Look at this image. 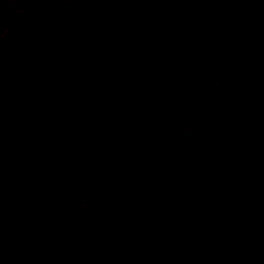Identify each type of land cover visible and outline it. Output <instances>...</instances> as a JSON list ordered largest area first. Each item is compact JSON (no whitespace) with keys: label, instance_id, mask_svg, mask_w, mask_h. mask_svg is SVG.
I'll return each instance as SVG.
<instances>
[{"label":"rangeland","instance_id":"rangeland-1","mask_svg":"<svg viewBox=\"0 0 264 264\" xmlns=\"http://www.w3.org/2000/svg\"><path fill=\"white\" fill-rule=\"evenodd\" d=\"M66 1L0 0V38L11 36L0 39V226L16 219L52 242L32 256L20 243L10 248L6 229L0 264H264L260 250L236 260L227 246L233 229L264 222V117L196 159L189 153L196 138L245 109L243 66L264 57L254 0H102L81 11L65 10ZM73 22L93 36L80 54L63 31ZM107 27L120 29L127 66L109 64ZM73 61L82 73L97 61L94 73L78 76ZM105 87L124 103L105 108L97 100ZM25 110L35 118L29 128ZM88 118L103 131L78 143L74 129ZM162 136L163 158L219 179L196 218L168 217L156 197L154 178L170 170H150L148 146ZM129 156L139 170L114 182Z\"/></svg>","mask_w":264,"mask_h":264},{"label":"water","instance_id":"water-1","mask_svg":"<svg viewBox=\"0 0 264 264\" xmlns=\"http://www.w3.org/2000/svg\"><path fill=\"white\" fill-rule=\"evenodd\" d=\"M100 1L102 0H68L63 7L65 10L81 11ZM256 7L259 18L264 24V0H256ZM89 28V25L85 22H73L63 27L72 52L80 54L85 52L92 44L93 36ZM244 78V91L248 100L245 110L238 119L211 129L206 135L194 142L190 148L193 157H196L200 150L215 139L233 136L250 123L264 117V59L246 63ZM97 99L103 102L107 108L116 107L123 102L121 96L111 89L100 90ZM20 119L26 128L33 126L35 123L33 115L27 110L21 113ZM102 131L103 128L98 125L96 120L88 118L74 129V137L78 143H86L91 140L93 135ZM163 144V141L157 144L152 151H156ZM224 154L231 158L233 151L231 148L225 147ZM136 166L137 161L135 158L126 159L121 169L113 175L112 180H121L123 183H127L129 177L135 173ZM192 174L193 170L188 172L174 171L162 180L158 191V199L166 201V214L168 217H192L217 192L219 188L217 184H211L209 180L197 176V190L194 193L186 194L184 188L188 177ZM208 185L210 188H207ZM227 246L236 260L247 258L255 250H262L264 253V222L260 226L250 222L241 228L233 229L227 236Z\"/></svg>","mask_w":264,"mask_h":264},{"label":"trees","instance_id":"trees-1","mask_svg":"<svg viewBox=\"0 0 264 264\" xmlns=\"http://www.w3.org/2000/svg\"><path fill=\"white\" fill-rule=\"evenodd\" d=\"M109 1V0H107ZM142 14H144V12L142 11L141 12ZM118 15V14H117ZM117 30V31H116ZM120 29L117 28H112V27H107L105 28L102 33L103 35H105L109 40L113 41L114 44H115V48H113L112 50V63H109L110 65L112 66H121V67H124V66H127L129 63H130V60L125 58L126 54L124 53H121L119 52V50L117 49L119 47L120 50H123V41L121 42H118V39L117 37L120 35H118V33H120ZM123 32V31H122ZM131 33V32H129ZM146 31L145 30H140L139 34L142 36V37H146L147 35L145 34ZM115 40V41H114ZM127 40V39H126ZM117 44V45H116ZM117 46V47H116ZM75 57H78V56H75ZM97 61H95L94 63H96ZM75 62L73 61V64L71 66V69L78 75V76H83V77H86V76H91L93 73H94V68H90V67H96L94 65V63H92L91 66H88L84 71V73H82L80 70H79V67H78V64H74ZM117 66V67H118ZM98 69V67H97ZM61 146H58L56 147L53 152H48V156L49 158H52L53 156V153H57V151L61 152ZM36 173L37 175L40 173L39 170H36ZM12 228L10 227H1L0 226V240H3V237H4V234L3 232L7 229V230H12V239H11V243H10V248H17L18 244L20 243L21 244V247L23 248V252H26V253H29L31 254L32 256H37L41 253H43L49 246L52 242H50L47 237H39V236H36V230L35 228H33L32 226H21L19 225L17 222H16V219L12 220ZM8 222V221H7ZM1 223V222H0ZM3 228V229H2ZM53 228V227H51ZM50 228V229H51ZM50 232V231H48ZM50 234V233H49ZM9 248V249H10ZM19 248V247H18ZM12 250V249H10Z\"/></svg>","mask_w":264,"mask_h":264},{"label":"flooded vegetation","instance_id":"flooded-vegetation-1","mask_svg":"<svg viewBox=\"0 0 264 264\" xmlns=\"http://www.w3.org/2000/svg\"><path fill=\"white\" fill-rule=\"evenodd\" d=\"M254 2H255V10H256V14H257V17H258V20H259V22H260V25L263 27V29H264V24H263V22L261 21V19L259 18V14H258V11H257V7H256V0H254ZM86 9V8H85ZM84 10V9H83ZM75 11H77V10H75ZM68 24H71V23H68ZM65 25H67V24H64L63 25V27L65 26ZM65 34V33H64ZM66 35V34H65ZM1 40H5V41H8V40H10L11 39V36H7L6 38H0ZM69 40V39H68ZM4 41V42H5ZM69 47H70V42H69ZM71 50V49H70ZM258 59H264V57L263 56H260ZM258 59H256V60H250V61H257ZM250 61H248V62H250ZM203 62H206V59H203ZM248 62H246V63H248ZM245 63V64H246ZM245 64H244V66H245ZM244 66H243V74H244ZM110 72H112V71H110ZM245 79V78H244ZM244 85H245V83H244ZM102 89H111V88H109V87H105V88H101L100 90H102ZM100 90H99V92H100ZM112 91H114V92H116V93H118L117 91H115V90H113V89H111ZM98 92V93H99ZM244 93H245V91H244ZM119 94V93H118ZM120 96H121V98H122V100H123V102H122V104L124 103V98H123V96L121 95V94H119ZM97 96H98V94H97ZM245 97H246V95H245ZM247 99V98H246ZM98 100V99H97ZM99 101V100H98ZM100 102V101H99ZM100 103H102L103 104V106L105 107V108H107L105 105H104V103L103 102H100ZM247 103H248V100H247ZM122 104H120V105H118V106H116V107H113V108H107V109H114V108H117V107H119V106H121ZM247 105V104H246ZM246 107V106H245ZM245 110V109H244ZM241 116V115H240ZM34 117V116H33ZM238 119V118H237ZM260 119V118H259ZM34 120H35V118H34ZM152 120V119H151ZM151 120H149V122H151ZM258 120V119H257ZM256 120V121H257ZM153 121V120H152ZM255 122V121H254ZM254 122H252V123H254ZM252 123H250L249 125H251ZM22 124V123H21ZM35 124V123H34ZM98 125H99V123H98ZM249 125H247V126H249ZM100 126V125H99ZM246 126V127H247ZM100 127H102V126H100ZM246 127H244L243 129H245ZM103 128V127H102ZM243 129H241L240 131H242ZM240 131H238V132H240ZM209 132V131H208ZM207 132V133H208ZM238 132H236L235 134H237ZM207 133H205V134H207ZM204 134V135H205ZM234 134V135H235ZM230 137H232V136H230ZM230 137H223V138H230ZM76 139V138H75ZM200 139V137H198V138H196L193 142H192V144L194 143V142H196L197 140H199ZM77 141V140H76ZM164 142V144L160 147V148H158L156 151H152V149L157 145V144H159V143H161V142ZM169 142V139L166 137V136H162L159 140H155V141H153L149 146H148V149H149V151H150V153H151V155L149 156V162H150V164H151V166H152V168L150 169V170H170V171H166V173H163V175H162V177H160L159 179H158V181L156 182V178H154L155 180L153 181L154 183H157L158 184V187H157V195H156V197H157V199H158V191H159V187H160V185H161V182H162V180L168 175V174H170L171 172H174V171H182V172H188V171H190V170H194V174H192V175H190L189 177H188V180H187V183H186V185H185V188L187 187V185L188 184H194L196 187H195V189L193 190V188H192V190L190 189L188 192H185V188H184V192L186 193V194H190V193H194L196 190H197V186H198V180H197V176H201V175H199L198 173H196V171H195V169L193 168V166H189L188 168L186 167V168H184V163H183V161L182 160H179V161H176L175 163H173L171 160H169V159H165V158H163L162 157V150H163V148L167 145V143ZM81 143H84V142H81ZM211 143V142H210ZM210 143H208V144H210ZM192 144L190 145V148H191V146H192ZM207 144V145H208ZM206 145V146H207ZM205 146V147H206ZM204 147V148H205ZM189 148V153H190V155H191V157L193 158V159H196V157L198 156V154H197V156L196 157H193L192 156V154H191V149ZM203 148V149H204ZM128 158H135L136 159V161H137V166H136V168H135V170H139V166H140V163H141V161L139 160V159H137L136 157H134V156H129V157H127V158H125L124 159V161H123V163L119 166V168L117 169V171L118 170H120L121 169V167H122V165L124 164V162H125V160L126 159H128ZM116 171V172H117ZM115 172V173H116ZM136 172V171H135ZM114 173V174H115ZM113 174V175H114ZM113 175H112V177H113ZM131 176H133V175H131ZM131 176L129 177V179L131 178ZM202 178H204L203 176H201ZM153 178V176L151 175V177H149V180L151 181V179ZM204 179H206V180H209L210 182H211V184H217L218 186H219V188H220V183H219V179L218 178H212L211 177V179L210 178H204ZM115 182V181H114ZM117 182H120V183H122V184H126V183H123L121 180H118ZM152 182V181H151ZM153 183V184H154ZM207 188H210V186L208 185L207 186ZM219 188H218V190H219ZM213 196V195H212ZM212 196L210 197V200H211V198H212ZM159 200V199H158ZM210 200L208 201V203L207 204H205V205H203V207L201 208V210L197 213V214H195V215H193L192 217H188V216H182V217H179V218H188V219H190V218H196L197 216H199V214L200 213H202L204 210H205V208L206 207H208L209 205V202H210ZM159 201H161V200H159ZM162 202V201H161ZM167 205V204H166Z\"/></svg>","mask_w":264,"mask_h":264}]
</instances>
